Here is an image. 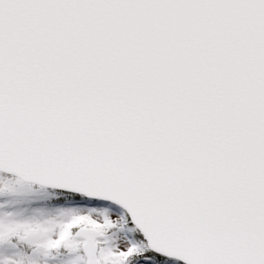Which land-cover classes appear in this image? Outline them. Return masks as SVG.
Listing matches in <instances>:
<instances>
[{
  "label": "snow or ice",
  "instance_id": "1",
  "mask_svg": "<svg viewBox=\"0 0 264 264\" xmlns=\"http://www.w3.org/2000/svg\"><path fill=\"white\" fill-rule=\"evenodd\" d=\"M0 264H264V0H0Z\"/></svg>",
  "mask_w": 264,
  "mask_h": 264
}]
</instances>
